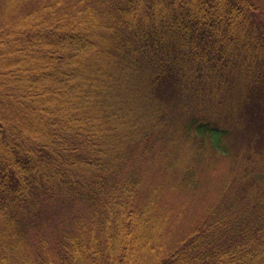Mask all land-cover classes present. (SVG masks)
<instances>
[{
  "label": "trees",
  "instance_id": "1",
  "mask_svg": "<svg viewBox=\"0 0 264 264\" xmlns=\"http://www.w3.org/2000/svg\"><path fill=\"white\" fill-rule=\"evenodd\" d=\"M0 264H264V0H0Z\"/></svg>",
  "mask_w": 264,
  "mask_h": 264
}]
</instances>
